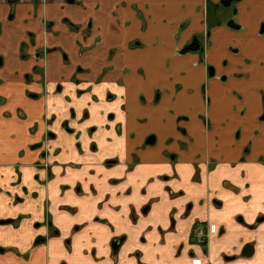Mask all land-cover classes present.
Instances as JSON below:
<instances>
[{"label": "crops", "instance_id": "1", "mask_svg": "<svg viewBox=\"0 0 264 264\" xmlns=\"http://www.w3.org/2000/svg\"><path fill=\"white\" fill-rule=\"evenodd\" d=\"M206 2L0 0V264H264V162L210 166L230 120L211 106L223 86L215 61L242 30L211 29ZM209 29L203 60L180 52ZM244 55L236 49L221 70L231 74L232 128L249 118L237 91L246 101L248 85L261 84L250 74L261 61L249 66ZM197 95L208 127L198 115L187 125ZM198 221L205 246L192 240Z\"/></svg>", "mask_w": 264, "mask_h": 264}, {"label": "flooded vegetation", "instance_id": "2", "mask_svg": "<svg viewBox=\"0 0 264 264\" xmlns=\"http://www.w3.org/2000/svg\"><path fill=\"white\" fill-rule=\"evenodd\" d=\"M9 1L11 3H14L17 0H9ZM75 1L76 0H74V2ZM211 2L217 5V11L216 12H217V17L220 20V23L217 25H214V26L210 25L206 19L207 13H208V4ZM239 2H242L243 4H245V8H242L244 17L241 18V19H243L244 23L246 24L245 26H243L241 22L239 24V23L235 22L233 19H231L232 18L231 16L237 14L239 11V8H235L236 5L239 4ZM249 2H252V3H249ZM219 10H220V12L222 10H224L223 16L219 15V13H218ZM227 13H228V15H227ZM258 15L264 16V5L261 3L260 0H233L231 2V4L228 6H224L221 3V0L217 1V3H215L212 0H208V2H206L205 20L208 23V25L210 26V28L212 29L213 27H218V26H222L223 24H225L228 28H232V29L235 28L237 30H242V33L239 35V37L237 39L239 42L242 43L241 48H240L241 53L244 54V51H245L243 61L249 66L255 64L257 62V59L259 61H261V63H258L259 69H257V67H255V70H254L255 73H253V72L250 73V74H254V76L257 78V82L261 83L259 88L256 86L255 83L249 84L248 89L246 91V93L248 95V98L246 99V101L244 100V97H245L244 94L237 91L238 89L236 90L238 93L237 96H239L238 98H241L242 99L241 101H243L242 102L243 108L240 111V113H242L244 116L247 114L249 116V118L248 117L244 118L243 124H241L240 126L237 127V129L235 130V133L230 138H227V136H226L227 135V127L224 128V131L222 132V136H221L222 142L220 141L221 142L220 143V149H222L224 151L219 155V158H216L215 156L211 157L212 163L210 164V166L212 169H215L217 166L220 165V164H218L220 162L219 159L222 160V158H226V157H230V159H232V161L235 160V162H233L230 165L233 168L236 165H241V163L242 162L244 163L248 158H250V159L251 158L252 159L257 158L258 162H261V163L264 162V133H263V137L260 139L262 129L259 127L257 129L254 128L252 126V120H251V116L259 113L257 119L259 120V122L264 121V39L263 38L256 39V36H251V34H250L251 29H253V27H255V23H256L255 18ZM230 21H232L234 23V25H237V26L236 27L230 26L229 25ZM258 24H260V27H259L260 34L264 35V19L260 20L258 22ZM210 31H211L210 29L206 30L202 42L199 40L198 37H195L188 45L184 46L180 52L186 53V52L193 51V50H189V51L183 52L184 49L187 50V49H190V47H192V46H196L197 44H200V50H195L193 52L200 53V60H203V53H204V50L208 46V39H209V35L211 33ZM23 44H25V43H23ZM25 48H24V51L21 52L22 56L26 55ZM260 52H262V54H261L262 57H261V55H258ZM243 61L237 63V66L246 65L245 63L243 64ZM1 62H2V57L0 58V63ZM258 70H260V76L259 77H258ZM234 73L237 74L238 72L234 71ZM208 74H209V76H213L216 74V68L214 65H208ZM223 76H226V75H223ZM205 86L206 85H204V87ZM204 91H205V89H204ZM251 91H253L254 95L251 94ZM205 100H208V102H209V99H207V95L205 96ZM0 104H2V100H0ZM236 104H234V103L231 104L230 109L232 111L234 110V108H236V106H237ZM195 107H196V102H195V106L192 104L190 108L192 110H194ZM203 117H204L203 118L204 124L208 127L209 121L205 115H203ZM248 120H249V123L246 124ZM237 122H238L237 120H229V123H227L228 124L227 126L228 127L231 125L234 126V124ZM224 126H226V125H224ZM50 133H52V132L50 131ZM253 139H255V141H253ZM154 140H155V136L151 135L148 138L147 142L148 143H154ZM40 146H42V144ZM49 152H50L49 148H46L42 151V154L40 156L43 159V160H40V165L42 166V168H45L46 170H49V166H50L47 162H45L50 155ZM110 161L111 160L108 161V164L111 163ZM227 185H228V187H230V189H232L234 191L239 189L238 186H235L230 181H228ZM8 221H11V220H8ZM199 229L202 230V235L200 236V238H198V236H197ZM193 231H194V233L196 231V237L193 238V236H192V240H194V242L196 244H200L202 246L207 245V242H208V225L205 222L198 221L194 225ZM193 231H192V233H193ZM114 243H115V245L118 244L117 241H115ZM248 248H249V246L245 247V249L243 251L244 255L250 254L248 251ZM5 251H6V248L0 246V252H5Z\"/></svg>", "mask_w": 264, "mask_h": 264}, {"label": "rangeland", "instance_id": "3", "mask_svg": "<svg viewBox=\"0 0 264 264\" xmlns=\"http://www.w3.org/2000/svg\"><path fill=\"white\" fill-rule=\"evenodd\" d=\"M241 5H243L242 2H239V4L236 5L235 8H239V11H238L237 14L231 16L232 17L231 19H233L235 22H237L239 24H240V22H239V13L242 12ZM218 13H219L220 16H223L224 10H222L221 12L219 10ZM227 15H228V13H227ZM220 32H225V31L223 30V28H220L219 27V30H217L215 32V33H217L216 39H220V43H223L224 40L221 38ZM226 32H225L224 35H227ZM213 34H214V32L212 33V37L210 38L211 41L213 40ZM235 37L236 36H234V38ZM22 44H23V42L21 43V45ZM225 47H226L227 53L222 58L217 59L215 61V64L217 65V69H218V79L220 80V83L223 86H219L217 88V92L218 93L215 96L212 93L210 94L211 102H212L211 103V106H212V108L214 107V112L215 113H218L219 116H225V114H228L227 115V119L237 120L225 108L226 107L227 100L230 99V96H229V92L230 91L227 88L229 86V81H230V75L231 74H229V73L222 74V71L221 70L224 69V68H227V70H229L231 68L232 60L235 58L234 57V51L236 49H238V48L240 49V44H239V42H237V45L236 44L227 43V44H225ZM229 47H230L231 50H228ZM221 75H226V79L222 81L221 80ZM204 85H206V83H204ZM210 97H209V102L207 100V102L205 103V107H208V105L210 103ZM196 99H197L196 107H195V109L191 113H189V114H191V115H189L190 121L187 120V125H188V127H191V128H192L193 125H196L197 126V122H198V120L196 118L197 115L200 116V118H204L203 117V113L200 112L202 110V100L200 99V97L198 95H197V98ZM207 99H208V95H207ZM192 101H193V105L195 106V102H196L195 98H193L191 100V103H192ZM178 117H183V119L177 120L176 123H178V122H181V123L186 122V118H188V116L186 114H179ZM216 118H220V117H216ZM181 123L180 124H177V127H178V131H180L181 133H183V130H182V127L183 126H182ZM236 129H237V127L236 128H234V127L233 128L232 127H228V131H227V135H226L227 138L232 137L233 134L235 133V130ZM151 135L156 136L155 133H151L149 135V137ZM163 137H164V132L161 131V133H160V140H159L160 143H161V139H163ZM253 141H255V139H253ZM221 153H222V151L219 149L218 150V155H220ZM220 231H221V229L219 230V232ZM84 260H85V258L82 259V262ZM67 261L69 262V259ZM88 263H90V260H88L86 264H88ZM79 264H82L81 261H80Z\"/></svg>", "mask_w": 264, "mask_h": 264}, {"label": "water", "instance_id": "4", "mask_svg": "<svg viewBox=\"0 0 264 264\" xmlns=\"http://www.w3.org/2000/svg\"><path fill=\"white\" fill-rule=\"evenodd\" d=\"M69 3H73L74 0H67ZM233 0H221V3L224 5V6H228L231 4ZM217 5L214 4V3H209L208 4V13H207V21L210 25H217L220 23V20L218 19L217 17ZM229 25L232 26V27H236L237 25H234V23L232 21L229 22ZM189 50H200V44H197L196 46H192L190 47V49H187V50H183V52H186V51H189ZM248 253V252H247ZM249 254V253H248Z\"/></svg>", "mask_w": 264, "mask_h": 264}, {"label": "built area", "instance_id": "5", "mask_svg": "<svg viewBox=\"0 0 264 264\" xmlns=\"http://www.w3.org/2000/svg\"><path fill=\"white\" fill-rule=\"evenodd\" d=\"M201 235H202V230L199 229V231H198V233H197L198 238H200Z\"/></svg>", "mask_w": 264, "mask_h": 264}, {"label": "trees", "instance_id": "6", "mask_svg": "<svg viewBox=\"0 0 264 264\" xmlns=\"http://www.w3.org/2000/svg\"><path fill=\"white\" fill-rule=\"evenodd\" d=\"M26 46H25V44H22V46H21V50H22V52L24 51V48H25Z\"/></svg>", "mask_w": 264, "mask_h": 264}]
</instances>
